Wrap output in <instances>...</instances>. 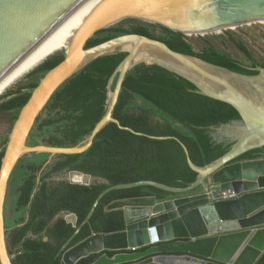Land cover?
Wrapping results in <instances>:
<instances>
[{
  "label": "water",
  "instance_id": "95a60500",
  "mask_svg": "<svg viewBox=\"0 0 264 264\" xmlns=\"http://www.w3.org/2000/svg\"><path fill=\"white\" fill-rule=\"evenodd\" d=\"M126 19L161 25L189 38L217 28L264 23V0H0V77L25 56L43 57L42 64L53 56L45 46L81 26L70 40L64 58L33 89L7 143L0 145V151L5 147L0 166V263L14 264L6 235V197L8 194L11 198L7 204L9 216L15 218L20 184L31 173L27 161L34 157V152L49 153L36 172L40 178L58 159L57 155L89 149L110 122L143 134L123 126L113 111L128 71L146 62L157 63L192 81L201 92L237 107L242 119L214 133L220 142L234 144L216 162L201 167L194 162L189 147L175 137L187 153L191 167L199 172L198 180L189 187L155 180L109 185L81 224L77 225L75 213H71L74 221L66 219L76 230L61 248V264H76L81 258L105 250L117 252L113 256L102 254L94 264H257L264 255V156L238 158L264 146V67L259 66L256 75L240 73L176 51L160 39L139 33H125L87 46L97 32ZM118 48L128 54L109 80L108 87L111 89L114 84L115 88L109 93L107 112L88 138L76 146L59 147L46 144L47 137L35 133L29 144L37 119L56 91L91 61ZM40 118V123L45 120ZM138 185L156 186L180 196L165 200L156 196L116 199L106 208L122 209L126 228L94 232L71 245L108 192ZM142 247L147 248L140 250Z\"/></svg>",
  "mask_w": 264,
  "mask_h": 264
},
{
  "label": "trees",
  "instance_id": "16d2710c",
  "mask_svg": "<svg viewBox=\"0 0 264 264\" xmlns=\"http://www.w3.org/2000/svg\"><path fill=\"white\" fill-rule=\"evenodd\" d=\"M156 28L161 34L155 33ZM101 33L106 34L100 37ZM125 33L160 39L176 51L248 75L258 74V67H264V61L256 57L246 43L233 33H228L229 38L245 53L250 61L248 64L215 45L196 50L183 33L137 20L131 28L111 25L100 30L87 46ZM127 54L128 51L118 48L114 53L94 59L68 79L42 111L40 117L45 120L40 123L41 118L37 119L28 143L31 144L29 139L35 133L47 137L48 145L71 147L83 143L107 112L109 93L114 89V84L111 89L108 87L109 80ZM63 58L64 54L51 56L29 76L39 75L41 79ZM39 81L23 85L4 96L0 113L15 111L16 120ZM113 116L123 126L143 134L122 129L115 122H110L97 134L89 149L78 154L57 155L58 159L48 166L40 178L36 172L43 167L49 153L32 152L34 157L27 161L31 173L20 184L15 218L10 217L7 211V204L11 201L8 194L5 203L6 235L14 264H61V248L74 234L76 227L65 218L56 217L62 212L75 213L77 225L81 224L97 197L109 185L155 180L174 187L191 186L198 180L199 172L189 164L179 140L189 147L194 162L204 167L224 156L234 144L220 142L214 133L232 121L242 119L240 111L233 104L201 92L192 81L157 63L146 62L135 65L126 74ZM149 135L171 137L157 139ZM7 141L8 138L5 143ZM4 152L5 147L0 151V166ZM261 156H264V146L247 151L238 160ZM62 170L77 174H82L77 172L81 171L102 181L89 185L80 184L89 182L61 181L51 184L47 181L53 172ZM143 196L165 200L180 196V193L152 185L111 190L98 203L90 221L83 225L71 245L94 232L124 230L126 221L123 210H107V205L116 199ZM116 252L105 250L94 253L81 258L76 264H94L102 254L113 256ZM257 264H264V255Z\"/></svg>",
  "mask_w": 264,
  "mask_h": 264
},
{
  "label": "rangeland",
  "instance_id": "374dc122",
  "mask_svg": "<svg viewBox=\"0 0 264 264\" xmlns=\"http://www.w3.org/2000/svg\"><path fill=\"white\" fill-rule=\"evenodd\" d=\"M119 24L114 25H122L126 28H131L135 23V20L126 19L124 22H117ZM155 33L161 34L159 28L154 29ZM233 33L239 40H242L246 43L247 47L252 50V52L259 59L264 61V23H251L239 25L236 27H228V28H217L211 32H207L205 34L193 35L188 38V40L194 45L196 50H200L205 46L215 45L216 47L224 50L236 58L244 61L245 63H249L247 56L244 52H242L229 38L228 33ZM106 33L99 34L100 37L104 36ZM63 51H57L54 54H64ZM53 54V55H54ZM32 72L25 75L19 81L15 82L11 85L4 93L0 95V105L4 99H2L7 94L14 92L18 88L23 85H29L32 82L39 81V75H31ZM115 88V86H114ZM27 90V89H25ZM113 91V89H112ZM9 97V95L7 96ZM15 111H7L0 113V145L5 143V140L9 137L12 127L14 125V115ZM44 176V175H43ZM42 177V176H41ZM47 181L51 184L58 183L61 181H74V182H89V184L102 181L101 178L94 177L92 175L86 174H77L73 171L62 170L59 172H53L49 177H47ZM213 182V181H212ZM207 184L210 186L211 182L208 180ZM58 217H62L68 219L69 221H74L75 216L71 212H62L58 215Z\"/></svg>",
  "mask_w": 264,
  "mask_h": 264
},
{
  "label": "bare ground",
  "instance_id": "6f19581e",
  "mask_svg": "<svg viewBox=\"0 0 264 264\" xmlns=\"http://www.w3.org/2000/svg\"><path fill=\"white\" fill-rule=\"evenodd\" d=\"M80 27L81 26L77 27L76 29L62 36L61 38L45 46L44 49L47 52H49L51 55H53L57 51H63L62 53H65V51H67L69 47L70 40L77 33ZM43 60H44L43 57H35V56L23 57L17 64H15L3 76L0 77V95L4 93L15 82L23 78L26 75L25 71L40 64Z\"/></svg>",
  "mask_w": 264,
  "mask_h": 264
},
{
  "label": "flooded vegetation",
  "instance_id": "af4514ba",
  "mask_svg": "<svg viewBox=\"0 0 264 264\" xmlns=\"http://www.w3.org/2000/svg\"><path fill=\"white\" fill-rule=\"evenodd\" d=\"M59 54V53H58ZM61 54V53H60Z\"/></svg>",
  "mask_w": 264,
  "mask_h": 264
}]
</instances>
